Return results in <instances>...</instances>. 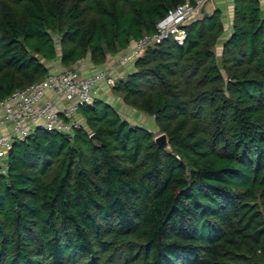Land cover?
Segmentation results:
<instances>
[{
  "label": "trees",
  "instance_id": "16d2710c",
  "mask_svg": "<svg viewBox=\"0 0 264 264\" xmlns=\"http://www.w3.org/2000/svg\"><path fill=\"white\" fill-rule=\"evenodd\" d=\"M193 0H0V100L48 62L102 65ZM148 46L71 134L16 138L0 174V264H264V13L232 0Z\"/></svg>",
  "mask_w": 264,
  "mask_h": 264
},
{
  "label": "built area",
  "instance_id": "2783aa9c",
  "mask_svg": "<svg viewBox=\"0 0 264 264\" xmlns=\"http://www.w3.org/2000/svg\"><path fill=\"white\" fill-rule=\"evenodd\" d=\"M202 0L185 1L169 9L157 21L155 31L133 40L118 53V62L134 61L148 46L172 36L178 43L185 32L181 23L193 14ZM264 13V4L262 6ZM77 60L73 67L49 70L42 79L19 88L0 100V126L10 129L0 134V174L6 170V159L12 142L28 136L36 128L71 134L80 125L76 114L81 104L91 103L97 88L106 82L114 85L117 76L110 68L83 75ZM63 101L58 106L57 102Z\"/></svg>",
  "mask_w": 264,
  "mask_h": 264
},
{
  "label": "crops",
  "instance_id": "0c3cea01",
  "mask_svg": "<svg viewBox=\"0 0 264 264\" xmlns=\"http://www.w3.org/2000/svg\"><path fill=\"white\" fill-rule=\"evenodd\" d=\"M259 1H260L261 8H262V6L264 4V0H259ZM215 5L219 9H221V11H222L221 20H222V24H223V28H224V32L218 38V42H217L215 49H214L216 54L220 55L223 42L228 37V35L230 34V31H231L233 4H232V0H216ZM117 59H118V54L114 55V56H108L106 62L104 64L100 65V67L97 65H92V64L89 65L88 63H85L86 62L85 60H83L82 65L80 66V71L83 75H89L93 72H96L97 70H99L101 68H110L111 71H113V73L117 75V77L124 76L128 71H130L132 69L133 66L131 65L130 67H127V66L119 65L117 62L118 61ZM110 60H112L113 63L108 65ZM121 64H123V63H121ZM47 65L49 67V70L61 71V70L66 69L65 67H62L58 61L48 62ZM103 86L104 85L101 83L100 86L97 88L96 93H95V97H99V98L104 99L103 95L105 94L104 92H106V91L103 89L104 88ZM101 90H104V92ZM57 104H58V106H60L61 104H63V101L61 100L60 102H57ZM76 117L80 122H82V117L78 112L76 114ZM9 129H10V127L8 125L7 126H0V134L7 132Z\"/></svg>",
  "mask_w": 264,
  "mask_h": 264
},
{
  "label": "rangeland",
  "instance_id": "374dc122",
  "mask_svg": "<svg viewBox=\"0 0 264 264\" xmlns=\"http://www.w3.org/2000/svg\"><path fill=\"white\" fill-rule=\"evenodd\" d=\"M214 1L216 2V0H214ZM85 61H86L85 63H88L89 65L90 64L94 65L92 62L89 61V59H85ZM111 63H113L112 60L109 61L108 65ZM118 64L130 67L133 64V61L130 63H125V64H121L118 62ZM97 66L100 67V65H97ZM102 84L104 85L103 89L107 92L106 93V92H104V90H101L105 93L103 95L104 99H106V101H108L110 104H112V106H114L116 108V110H118V112L120 113L121 116L126 118L132 124H138L140 126L147 128L148 130H150L152 132V134L154 136H157L161 133L152 116H149V115L143 113L139 109L125 105L122 102L121 97L111 90V86H109L106 82H104Z\"/></svg>",
  "mask_w": 264,
  "mask_h": 264
},
{
  "label": "water",
  "instance_id": "95a60500",
  "mask_svg": "<svg viewBox=\"0 0 264 264\" xmlns=\"http://www.w3.org/2000/svg\"><path fill=\"white\" fill-rule=\"evenodd\" d=\"M217 9L219 8L215 5L214 0H202L195 12L187 17L180 26L184 28L193 22L210 18L215 14ZM154 142L161 148H169L167 136L163 132L154 137Z\"/></svg>",
  "mask_w": 264,
  "mask_h": 264
}]
</instances>
